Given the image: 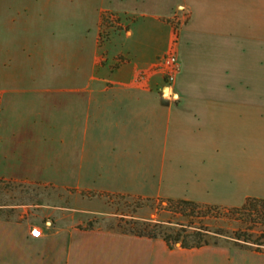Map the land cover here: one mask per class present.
Here are the masks:
<instances>
[{
  "label": "crops",
  "instance_id": "0c3cea01",
  "mask_svg": "<svg viewBox=\"0 0 264 264\" xmlns=\"http://www.w3.org/2000/svg\"><path fill=\"white\" fill-rule=\"evenodd\" d=\"M99 9L132 16L128 29L98 53L83 34L63 41L75 59L69 85L44 87L37 73L12 71V37L26 40L27 23L0 6V180L231 208L264 200V0H98L92 19ZM178 9L188 16L174 85L160 75L135 83L169 49ZM20 227L0 219L3 236ZM37 239L51 246L38 248L36 264H264V251L170 249L114 231L59 228ZM12 250L25 260L8 245L0 264Z\"/></svg>",
  "mask_w": 264,
  "mask_h": 264
},
{
  "label": "rangeland",
  "instance_id": "374dc122",
  "mask_svg": "<svg viewBox=\"0 0 264 264\" xmlns=\"http://www.w3.org/2000/svg\"><path fill=\"white\" fill-rule=\"evenodd\" d=\"M97 1L1 0L0 6L10 8L11 19L15 21V24L20 21L22 25L23 19L27 23L26 40L23 36L22 38L12 37L17 38V44L12 45V49L17 50L12 51L16 58L11 68L12 71L33 75L37 73L35 80L37 84L42 83L44 87L68 86L69 74L75 59L68 56L66 49L70 47L63 41L84 37L83 40L97 51L116 33L124 29L126 31L127 25L133 18L128 16L122 19L111 9H99L98 17L92 19L91 9ZM40 15H42L41 22ZM187 16L181 9H178L173 12L168 21L171 26L175 23L179 25L181 30L187 22ZM77 23H81L80 27L86 25L85 33L82 29L69 28V25L77 26ZM82 34L83 37H81ZM36 39L40 40V43L34 45ZM21 45H23L22 50ZM34 49H37L36 53ZM40 72L42 78L39 76ZM198 205L216 208L201 221L202 225L212 232L219 229L225 233V236H218L216 240H211V243L232 246L231 237H234L235 233L246 232L253 221H256L248 222L232 216L227 212L231 207ZM1 218H8L12 223L22 224L29 231V235L36 239L28 238L27 231L23 227L15 229L17 235L12 238L3 236L1 234L3 229H0V250L4 247L7 249L8 245L10 249H20L26 260L22 262L18 260L16 251L12 250V252L8 251L12 257L11 263L6 260L7 264H36L38 248L50 249L51 246L37 238L46 236L59 228L74 227L80 230L120 232L125 227L124 222L130 220L187 224L186 218L175 210H171L167 205V200L162 198L96 195L57 189L38 183L3 180H0ZM254 230L256 233L264 234V224L257 226ZM35 232L38 233L36 236ZM260 251H264V240ZM5 253L7 255V251Z\"/></svg>",
  "mask_w": 264,
  "mask_h": 264
},
{
  "label": "trees",
  "instance_id": "16d2710c",
  "mask_svg": "<svg viewBox=\"0 0 264 264\" xmlns=\"http://www.w3.org/2000/svg\"><path fill=\"white\" fill-rule=\"evenodd\" d=\"M167 205L171 210H175L183 218H186L187 224L130 220L124 222L125 227L120 230V233L153 240L161 239L170 249L176 246L182 249L217 246L219 244L211 243V240H216L215 238L218 236H225V233L219 229L212 232L202 225L201 221L206 218L209 212H213L215 207L199 206L196 203L183 200H167ZM227 212L248 222L256 220L246 232L235 233L234 237H231L232 246L229 247L261 252L260 247L263 246L264 234L256 233L254 228L264 224V200L249 198L241 207L231 208Z\"/></svg>",
  "mask_w": 264,
  "mask_h": 264
},
{
  "label": "built area",
  "instance_id": "2783aa9c",
  "mask_svg": "<svg viewBox=\"0 0 264 264\" xmlns=\"http://www.w3.org/2000/svg\"><path fill=\"white\" fill-rule=\"evenodd\" d=\"M172 40L169 49L167 52L159 59H157L150 67L145 70L140 71L136 78L135 83L145 82L152 75H160L163 80L165 86L170 89L180 72V64L177 56V43L180 33V26L172 24ZM38 233L35 232V236Z\"/></svg>",
  "mask_w": 264,
  "mask_h": 264
}]
</instances>
